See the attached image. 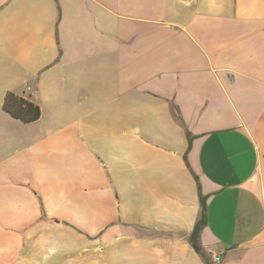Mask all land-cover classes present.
<instances>
[{"label":"crops","instance_id":"1","mask_svg":"<svg viewBox=\"0 0 264 264\" xmlns=\"http://www.w3.org/2000/svg\"><path fill=\"white\" fill-rule=\"evenodd\" d=\"M0 264H264V0H0Z\"/></svg>","mask_w":264,"mask_h":264},{"label":"trees","instance_id":"2","mask_svg":"<svg viewBox=\"0 0 264 264\" xmlns=\"http://www.w3.org/2000/svg\"><path fill=\"white\" fill-rule=\"evenodd\" d=\"M4 108L10 112L14 117L22 119L24 122H32L39 119L41 115L40 107L23 97L16 96L14 94H8L6 96ZM202 202L204 203V198L202 196ZM205 225V206H203L202 218L196 224L194 232L190 237L191 243L194 248L202 252V247L200 245V231Z\"/></svg>","mask_w":264,"mask_h":264},{"label":"built area","instance_id":"3","mask_svg":"<svg viewBox=\"0 0 264 264\" xmlns=\"http://www.w3.org/2000/svg\"><path fill=\"white\" fill-rule=\"evenodd\" d=\"M214 260H215L216 262H219V261L221 260V258H220L219 256L215 255Z\"/></svg>","mask_w":264,"mask_h":264}]
</instances>
